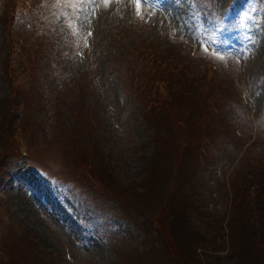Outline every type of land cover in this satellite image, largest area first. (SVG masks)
Segmentation results:
<instances>
[{
	"label": "rangeland",
	"instance_id": "1",
	"mask_svg": "<svg viewBox=\"0 0 264 264\" xmlns=\"http://www.w3.org/2000/svg\"><path fill=\"white\" fill-rule=\"evenodd\" d=\"M25 5V0H0V108L15 126L27 120L30 129L18 139V154L0 166V253L6 256L1 264H29L16 248L19 241L39 249L40 261L33 264H120L133 250L143 254L134 264H161L165 249L171 252L167 242L184 244L180 228L167 237L161 225L174 196L170 186L179 185L170 175L181 178L183 172L192 190L182 199L186 216L200 234L208 237L209 231L210 238L225 242L217 264H232L227 255L233 251V229L222 230L221 224L232 220L238 180L259 186L249 192L255 207L243 218L256 234L247 235L244 245L263 247L264 0H239L237 7L235 0H32ZM18 7L21 20L13 27ZM9 36L17 66L11 56L4 68ZM155 49L176 60L180 98L191 105L213 103L204 105L208 140L203 148L181 147L184 133L174 132L167 119L158 122L160 129L146 122L149 113H143L128 79L137 80L144 70L142 55L150 57ZM25 53L33 55L49 87L46 91L40 82V94L30 90L28 97L27 81L19 75V110L13 80ZM81 98L85 108L78 105ZM14 105L20 114L12 112ZM80 112L89 126L78 120ZM200 118L195 105L193 120ZM156 133L163 137L155 146L166 162L154 166L152 171H162L152 179ZM12 135L0 134V152ZM81 144L95 154L87 161L96 157L98 172L86 169L79 176L93 175L99 183L98 175L108 167L110 186H119L122 200L101 196L75 177ZM133 183L139 199L129 191ZM127 203L131 206L124 209ZM240 243L234 238V247ZM152 245L158 259L149 263L145 255Z\"/></svg>",
	"mask_w": 264,
	"mask_h": 264
},
{
	"label": "trees",
	"instance_id": "2",
	"mask_svg": "<svg viewBox=\"0 0 264 264\" xmlns=\"http://www.w3.org/2000/svg\"><path fill=\"white\" fill-rule=\"evenodd\" d=\"M29 2H32V0H25L26 5L29 4ZM238 2L239 0H235L236 7L238 6ZM227 4H228L227 6L229 7L230 3ZM222 18L223 17L219 18L218 20L220 21L222 20ZM7 32H8V28H7ZM3 46H4V50H3L4 57L7 58L4 59L1 65L4 68L8 67L10 65V60L12 56V63L14 64V66H17L15 59L16 58L15 51H14V46H15L14 39L9 36V40H7V43ZM142 57L144 62V70L140 75L137 76L136 81L130 79L128 80L130 83V89L133 92L138 93L139 103L140 106L143 108V113L145 114L149 113V118L146 120V122L153 129L154 128L160 129L158 126V122H160L163 119H167L170 122L171 127L174 128V132L178 131L184 133V138L179 141V145L181 147H184L189 143H195L198 150V148L208 140V127L206 124L208 119L207 116L208 113L204 105L209 108V105L213 106V103L211 101H207L208 104H204V105L195 104L196 108L201 113V118L200 120L194 122L193 117H194L195 105H191L190 101H188L187 99L180 98L178 92H181V89L178 86V83H176L177 81H174L175 76L178 77L180 75V70L178 69L177 64H175L176 60L175 59L171 60L169 57H165L164 52L158 53V50L156 49L150 54V57L144 56V54L142 55ZM20 65H21V71L19 72V74L17 73L16 77L13 69V78L15 77L13 82L14 81L16 82L14 87V94L17 95L16 105H18L19 110H20L19 102L21 95L20 92L21 87L19 85V80H18L19 75H22L23 78L28 83V84L25 83L29 89L27 95L28 97L30 95L29 94L30 90H34L39 93L41 92L40 90H43V87L46 89V91L48 90L49 87V84L47 82H44V79L41 77L40 73H38V70L35 67L36 63L34 64L33 55L28 56L25 53L23 55L22 62L20 63ZM168 74H172V75L167 77L166 75ZM40 82L42 83L43 87L39 85ZM10 83H12V81H10ZM41 95L43 97V94ZM202 98H203V102H206V97L204 95ZM180 99L182 100L180 101ZM12 100H13L12 102L15 103V100L14 99ZM78 105L80 108L82 105L84 106L82 98L79 100ZM145 107L146 109L147 107H149L148 108L149 110H145ZM12 112H17L15 113L17 115L21 113L18 110H16L15 105H14V110ZM0 114H1L0 119H2V121L0 122V134H2L3 132H6L7 134L11 133V131L13 132V135L9 137V140L4 144V147L0 152V166H1L2 161L5 158H7L9 155L13 157L14 153L18 154V141H19L18 139L20 135L26 134L30 129H28L27 120L15 126L13 124L14 119L8 117L6 109H4V107L0 108ZM78 120L81 123H85L86 125H88L87 119L86 121L84 120V117L83 115H81V112L80 115L78 116ZM91 124L94 128H96L93 122H91ZM157 138L161 139L163 137H160L159 133H156L155 136L153 137L154 146L157 142ZM81 145L82 147L80 149H81L82 157L74 167L75 177L82 180L81 181V183L83 184L82 186L85 185L94 191L98 189L101 196H106L108 198H115L116 200H122V198L118 194L119 192L118 189H120L119 186L117 184H114V186H110L111 184H113L114 181H112L111 177L107 174L105 170L108 167L102 169L101 173L98 175V177L101 179V182L99 183H95L91 180L94 178L93 175H85L81 177L79 176V174L81 173L84 174V171L86 169H89V171L92 172H98L96 167V162L98 160L96 159V157H93L91 160L87 161L88 156H94L95 154L94 153L90 154L88 151L87 152L85 151V148L86 149L88 148L86 144H81ZM160 151H161L160 147L155 146V157L153 158V165L148 170L150 173L154 174L152 179L156 178L158 175H160L161 177L162 170L160 169V167L157 168V172L156 169L152 171V169L156 164H160V162L165 159V155L163 151L161 152V154ZM164 162H166V159L164 160ZM261 166L264 168V164H261ZM184 170H187V167H185ZM165 171L170 173L169 168H166ZM184 174L185 172H183L182 176ZM182 176L181 178H178L170 175V180L178 181L179 185L172 183L170 186V188H172V190L174 191V196H173V200L169 202L167 206V210L165 211L163 218L161 220V225L163 226V229L165 228L164 231L167 232V237H170L171 230L174 231L175 233L177 232L178 228H180V230L184 233V244L174 246L172 242H167V244L171 248V252L165 249L166 254L164 255V260L161 264H217L220 261L221 258L220 255H222L223 253V249H224L223 245L225 244V242H223V240L217 239L216 237L210 238L209 231H208V237H206V235L204 234H200L197 230V223L195 221H192L189 217L186 216L187 212L185 210L186 209L185 206H183L184 201H182V199L191 196L188 192L190 191V193H192L191 192L192 190L189 188V186L185 185L187 181L186 178H182ZM194 180L196 182L198 181V179L196 180V178H194ZM249 180H253V179L249 178ZM238 182H239V187L237 190V194L234 193L235 195H237L235 199L237 203L235 205V203L232 202L230 206L232 220L229 219L226 222V224L223 225L221 224L222 230L223 228H227L228 230H230L231 228L233 229V235L231 238V247L233 248V251L227 255V258L231 259L232 264H264V246L262 247L259 243L252 245L250 242H247L246 245H244V238L247 235L254 236L256 234V232L252 228L253 224L245 223L243 221V218L245 213L249 214L252 208L255 207V205H253V203L251 202L249 192L250 191L256 192V190L259 189V186L256 183H248L247 180H238ZM98 184L107 185L110 188L108 187L100 188ZM146 184L147 181H143L142 188H145ZM137 187L138 186L136 185V183H133L129 191L131 192L134 198L139 199L141 195L137 193L138 190ZM192 189L195 190L194 184L192 185ZM259 205L263 206L262 203ZM125 206L124 209L126 208L128 209L131 205L127 203L125 204ZM262 211H263V215H261L262 217L260 223L262 226H264V208ZM259 213H261V209L259 210ZM176 237L177 239H181L180 236L178 235ZM234 238L236 240H240V239L242 240V243H240L238 247H234ZM200 240L202 243H200ZM263 245H264V241H263ZM16 248L19 251L20 256L23 257V262H29V264H33L34 262L40 261L41 257H39V252H38L39 249L37 248L36 245H32L30 242L29 244H27L25 241H19L17 243ZM208 250H210L209 253ZM2 251L4 252L3 249ZM157 253H158L157 250L155 249V247L153 248L152 245L148 250L147 254L145 255L149 263H152L156 259H158L155 257ZM3 255L5 256V252ZM31 255L33 258H30ZM141 255L143 254L133 250L129 253H126L121 258L120 264H134L137 257ZM4 256H2V253H0V264ZM202 259L203 260L207 259V260L204 262L202 261ZM222 259L225 260V257L222 256ZM113 264H117V262L114 261Z\"/></svg>",
	"mask_w": 264,
	"mask_h": 264
}]
</instances>
